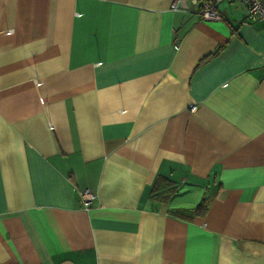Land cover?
Returning a JSON list of instances; mask_svg holds the SVG:
<instances>
[{
	"label": "crops",
	"instance_id": "obj_1",
	"mask_svg": "<svg viewBox=\"0 0 264 264\" xmlns=\"http://www.w3.org/2000/svg\"><path fill=\"white\" fill-rule=\"evenodd\" d=\"M171 1L0 0V264H264L262 22Z\"/></svg>",
	"mask_w": 264,
	"mask_h": 264
},
{
	"label": "built area",
	"instance_id": "obj_2",
	"mask_svg": "<svg viewBox=\"0 0 264 264\" xmlns=\"http://www.w3.org/2000/svg\"><path fill=\"white\" fill-rule=\"evenodd\" d=\"M221 0H172L170 8L172 10L187 8L188 4L198 5V13L201 19L205 20H220L221 16L217 11V3ZM243 5L247 12V17L251 20L262 22V30H264V0H228ZM177 48V45H175ZM195 105L190 106V110H194ZM79 199L81 206L88 209L96 195L88 188L80 189Z\"/></svg>",
	"mask_w": 264,
	"mask_h": 264
},
{
	"label": "trees",
	"instance_id": "obj_3",
	"mask_svg": "<svg viewBox=\"0 0 264 264\" xmlns=\"http://www.w3.org/2000/svg\"><path fill=\"white\" fill-rule=\"evenodd\" d=\"M212 53H215V52H212ZM205 208H206V202L205 200H202L199 204H197L195 207L190 209L188 213L189 214H203L205 212ZM176 212H175L176 214H179L181 216L184 215V213L181 210L176 211Z\"/></svg>",
	"mask_w": 264,
	"mask_h": 264
}]
</instances>
